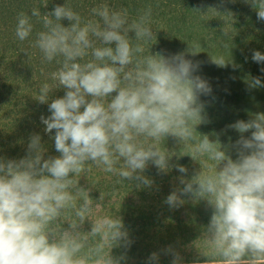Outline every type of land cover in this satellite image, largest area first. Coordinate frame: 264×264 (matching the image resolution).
<instances>
[{"label": "clouds", "instance_id": "obj_1", "mask_svg": "<svg viewBox=\"0 0 264 264\" xmlns=\"http://www.w3.org/2000/svg\"><path fill=\"white\" fill-rule=\"evenodd\" d=\"M246 2L264 21V0ZM91 12L100 22L84 21L67 3L55 6L43 15L42 30L31 44L42 62L59 65L50 74L54 84H43L36 99L48 105L50 115L41 116V122L45 132L55 130L52 138L59 155L44 159L41 137L34 134L24 158L0 157V264H120L124 257H113L112 249L131 244L122 219L94 217L101 203L90 198V189L80 187L79 179L95 165L119 177L117 183L150 186L152 181L143 175L149 161L161 171L169 170L174 153L162 146L168 136L175 137L193 161H211L190 180L181 177L184 187L165 201L175 208L184 203L181 195H190L212 208L199 238L205 264L264 262V114L229 126L241 134L232 146L233 159L218 139L196 131L197 125L208 122L200 96L211 93L208 82L196 74L200 62L185 53L139 55L144 52L141 42H151L155 35L151 6L130 23L126 10H111L106 4ZM33 17L41 18L38 8L30 15L18 14L14 32L20 42L32 36ZM63 19L70 22L67 27ZM199 49L195 42L187 52L195 56ZM210 59L219 67L228 63L223 57ZM252 60L264 62V54L253 51ZM248 86L264 85L252 77ZM58 88L65 94L50 99ZM174 167L187 172L182 165ZM86 220L90 231H83ZM158 258L153 252L149 261ZM172 264H181L178 253Z\"/></svg>", "mask_w": 264, "mask_h": 264}, {"label": "trees", "instance_id": "obj_2", "mask_svg": "<svg viewBox=\"0 0 264 264\" xmlns=\"http://www.w3.org/2000/svg\"><path fill=\"white\" fill-rule=\"evenodd\" d=\"M64 3L84 21L97 22L100 18L94 16L91 9L102 4L111 10H126L129 23L151 6V28L155 35L151 42H141L144 52L139 55L185 53L187 59L200 62L196 74L208 82L211 93L200 96L208 122L197 125L196 131L208 135L210 140L218 139L222 146L226 143L224 147L229 148V155L236 158L232 146L241 134L229 126L238 120H249L250 97L241 96L221 77L226 68H231L243 79L241 82L245 80V87L256 99H262L258 91L264 93V86H248L252 77H259L264 85V72L261 71L264 62L258 64L252 60L253 51L264 54V21L258 20L257 12L246 0H0V157L24 158L34 134L41 137L44 159L59 155L52 138L55 130L45 132L41 122V116L47 118L50 115L48 105L36 100L43 84H54L50 74L59 65L56 61L42 62L41 53L31 44L35 33L42 30L43 15ZM33 8L39 9L41 18L33 17L32 36L20 42L14 32L17 16L21 12L30 15ZM61 23L67 27L70 22L63 19ZM128 35L134 39V33ZM195 42L200 43L201 52L192 56L187 49ZM210 57H223L228 63L219 67ZM64 94V89L58 88L50 94V99ZM249 135L244 134L245 137ZM162 146L174 155L169 160L167 172L148 162L143 175L152 181L150 186H137L138 181L117 183L119 177L95 165H89L81 174L79 186L90 189V198L101 203L102 207L94 212V217H121L131 244L112 249L113 257H124L120 264H172L177 253L181 264H205L207 258L199 254L205 250L199 238L209 223L212 208L205 200L194 201L190 195H181L184 203L175 208H170L165 201L170 193L184 187L180 183L181 177L190 180L200 168L205 171V164L211 161L206 158L193 161L185 155L190 153H186L184 146L172 136L166 137ZM174 165L184 166L187 172L180 173ZM100 195L103 201H100ZM182 211H185L184 216ZM62 227L67 228V223ZM90 227L86 220L83 231H90ZM153 252L158 254L157 261H149Z\"/></svg>", "mask_w": 264, "mask_h": 264}, {"label": "rangeland", "instance_id": "obj_3", "mask_svg": "<svg viewBox=\"0 0 264 264\" xmlns=\"http://www.w3.org/2000/svg\"><path fill=\"white\" fill-rule=\"evenodd\" d=\"M221 78L226 81L225 83H228L231 86V89H233L236 92H239L241 96L244 94L250 97L249 98L250 108L247 111L248 119H251L257 113L264 114V93L263 92L258 91L262 99L261 100L256 99L254 95H251L250 91H248L247 88L245 87V80L244 82H241V80L243 79L241 77H238L235 74L234 70H232L231 68H226L225 73L224 75H222ZM223 144L224 146H227L226 143L223 142ZM181 215L184 216L185 211H182ZM261 264H264V262H261Z\"/></svg>", "mask_w": 264, "mask_h": 264}]
</instances>
